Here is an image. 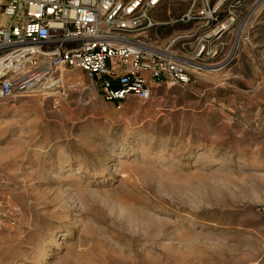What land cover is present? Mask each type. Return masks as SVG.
Masks as SVG:
<instances>
[{"label":"rangeland","instance_id":"obj_1","mask_svg":"<svg viewBox=\"0 0 264 264\" xmlns=\"http://www.w3.org/2000/svg\"><path fill=\"white\" fill-rule=\"evenodd\" d=\"M247 2L235 62L190 86L118 105L68 69L58 93L0 101V264H264V0Z\"/></svg>","mask_w":264,"mask_h":264},{"label":"built area","instance_id":"obj_2","mask_svg":"<svg viewBox=\"0 0 264 264\" xmlns=\"http://www.w3.org/2000/svg\"><path fill=\"white\" fill-rule=\"evenodd\" d=\"M177 4L179 17H155ZM252 12L247 0H0V101L58 93L68 69L107 102L148 101L234 63Z\"/></svg>","mask_w":264,"mask_h":264},{"label":"bare ground","instance_id":"obj_3","mask_svg":"<svg viewBox=\"0 0 264 264\" xmlns=\"http://www.w3.org/2000/svg\"><path fill=\"white\" fill-rule=\"evenodd\" d=\"M258 12V11H257ZM195 71H197L198 69L194 68ZM215 70H218V69H215Z\"/></svg>","mask_w":264,"mask_h":264}]
</instances>
